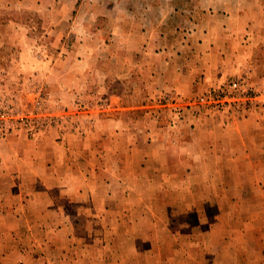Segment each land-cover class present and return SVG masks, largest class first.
Wrapping results in <instances>:
<instances>
[{
	"label": "crops",
	"instance_id": "1",
	"mask_svg": "<svg viewBox=\"0 0 264 264\" xmlns=\"http://www.w3.org/2000/svg\"><path fill=\"white\" fill-rule=\"evenodd\" d=\"M45 2L0 0V48L10 46L16 51L15 67L31 65L34 56L35 45L23 41L31 29L20 19L23 10L38 11ZM112 2L118 8L124 0ZM127 2H140L142 14L134 12L124 24L113 23L111 39L104 37L106 28L98 29V45L104 48L110 43L116 50L110 61L100 65L98 60V110L95 95L70 94L98 111V124L97 113H92L85 120L91 124L88 130L75 121L61 138L12 135L0 139V264H88L98 251L96 245L90 252L86 248L85 230L98 227L94 216L98 200L107 211L114 207L107 204L114 196L108 181L110 187L128 181V191L151 163L158 164L163 177H176L171 171L186 145L185 153L207 151L204 157L195 155V162L214 161L218 167L225 160L252 161L248 151L256 143L251 137L263 129L264 114L228 122L211 116L175 127L171 120L178 110L229 77L257 76L264 83V0ZM20 51L28 52L29 58ZM110 62L116 71L109 76L102 68L110 67ZM2 69L0 91L7 79ZM157 108L161 113L152 118L150 113ZM144 146L153 147L155 154L140 151L145 157H139L138 171L132 172L131 165L127 174L119 158L126 153L132 158ZM91 147L92 157L87 155ZM233 148L232 155L219 154ZM171 150L174 155L168 158ZM103 156L115 160L105 169L109 175L98 171ZM71 227H78L83 236H75Z\"/></svg>",
	"mask_w": 264,
	"mask_h": 264
},
{
	"label": "rangeland",
	"instance_id": "2",
	"mask_svg": "<svg viewBox=\"0 0 264 264\" xmlns=\"http://www.w3.org/2000/svg\"><path fill=\"white\" fill-rule=\"evenodd\" d=\"M115 4L112 0H47L38 11L23 10L20 19L31 26L23 41L35 45L33 62L15 67L12 60L16 51L10 46L0 48V63L7 77L2 82L5 89L0 91V111L5 114L3 122L8 129L0 139L12 135L29 139L50 135L61 138L75 121V125L83 123L88 130L91 124L85 120L92 113H97L98 124V111L85 107L70 94L85 91L95 95L98 110V60L101 65L116 53L110 43L104 48L98 45V29L106 28L104 37L111 39L114 35L109 29L113 23L119 20V24H124L134 12L137 16L142 14L140 2L124 0L118 8ZM27 53L20 54L29 58ZM110 65L102 68L109 76L116 71L111 62ZM239 78L247 79L255 88L259 101L245 109L243 104L235 107L214 104L212 94ZM192 103L173 114L172 127L211 116L243 121L263 115L264 83L257 76H232ZM84 110L87 114H79L78 111ZM160 113L157 108L150 115L153 118ZM262 124L263 129L251 137L256 143L248 151L253 155L252 161L225 160L218 167L214 161L195 162V155L204 157L207 151L185 153L186 145L181 157L175 155L171 175L176 177H163L158 164L151 163L145 165L143 177L133 180L134 189L127 191L128 176L125 186L110 187L108 181L114 196L107 204L114 207L107 211L98 200L94 210L98 227L85 230L86 248L90 252L96 245L98 251L88 264H264V120ZM93 149H88V156L95 154ZM233 150L219 154L232 155L236 152ZM140 151L155 154L154 148L147 146L141 147L132 158L131 154H123L119 159L124 162L123 170L127 174L131 173V165L132 172L138 171L139 157H145ZM171 151L168 158L174 155ZM113 161L108 156L101 157L98 171L109 175L110 171L105 169ZM71 229H76L74 235L78 238L83 236L78 227Z\"/></svg>",
	"mask_w": 264,
	"mask_h": 264
},
{
	"label": "built area",
	"instance_id": "3",
	"mask_svg": "<svg viewBox=\"0 0 264 264\" xmlns=\"http://www.w3.org/2000/svg\"><path fill=\"white\" fill-rule=\"evenodd\" d=\"M212 94L211 98L214 104L219 107H226L231 104L233 107L238 104H243L242 108H247L253 102H258L259 97L256 94L255 88L250 85L245 78L233 79L228 82L224 89L216 91ZM235 92L236 94H233ZM5 114L0 111V135L7 132V128L4 126V120H6Z\"/></svg>",
	"mask_w": 264,
	"mask_h": 264
}]
</instances>
